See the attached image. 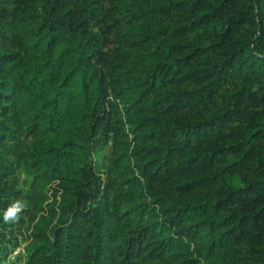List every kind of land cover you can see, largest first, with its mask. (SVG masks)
<instances>
[{
  "label": "trees",
  "instance_id": "obj_1",
  "mask_svg": "<svg viewBox=\"0 0 264 264\" xmlns=\"http://www.w3.org/2000/svg\"><path fill=\"white\" fill-rule=\"evenodd\" d=\"M19 167L23 264H264V0H0V264Z\"/></svg>",
  "mask_w": 264,
  "mask_h": 264
},
{
  "label": "rangeland",
  "instance_id": "obj_2",
  "mask_svg": "<svg viewBox=\"0 0 264 264\" xmlns=\"http://www.w3.org/2000/svg\"><path fill=\"white\" fill-rule=\"evenodd\" d=\"M93 160L95 167H97L100 172H103L110 162L109 147L94 153ZM16 174L15 186L16 189L20 191V197L17 201L21 202L24 208L23 211L19 213L21 225L17 228L16 242L10 245L7 251V262L23 264L30 251L37 243L35 233L45 224L43 216L49 211L50 205H57L59 193L54 194V190L50 187H46L38 191L37 196L32 199L27 195V192L31 189L32 173L19 167ZM25 210L27 212H24Z\"/></svg>",
  "mask_w": 264,
  "mask_h": 264
},
{
  "label": "clouds",
  "instance_id": "obj_3",
  "mask_svg": "<svg viewBox=\"0 0 264 264\" xmlns=\"http://www.w3.org/2000/svg\"><path fill=\"white\" fill-rule=\"evenodd\" d=\"M24 205L17 201L10 205L7 210L4 212V221L5 222H14L19 218V213L23 211Z\"/></svg>",
  "mask_w": 264,
  "mask_h": 264
}]
</instances>
